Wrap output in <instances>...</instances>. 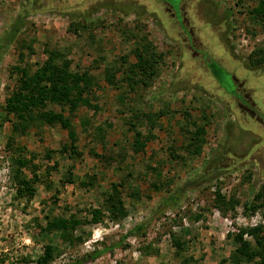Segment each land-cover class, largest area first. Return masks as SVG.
Segmentation results:
<instances>
[{"label": "rangeland", "instance_id": "rangeland-1", "mask_svg": "<svg viewBox=\"0 0 264 264\" xmlns=\"http://www.w3.org/2000/svg\"><path fill=\"white\" fill-rule=\"evenodd\" d=\"M258 1L0 0V35L25 14L0 60V264H36L47 242L56 247L48 264H75L104 246L80 264H254L232 255L233 237L242 227L264 226L263 207L247 210L264 190V122L240 107L229 88L236 91L237 78L264 120V60H248L252 49H264V25L251 13ZM136 24L138 37L144 34L156 46L157 73L147 86H110L103 63L94 64L96 46L103 44L107 61L118 55L135 61L136 42L120 30ZM54 51L58 64L64 55L72 70L99 78L84 91L97 110L48 102L69 118V128L41 121L35 112L18 118L8 102L20 89V69L31 76ZM194 126L203 129L200 140L189 133ZM135 129L151 133L139 152L131 146ZM69 130L79 154L70 150ZM18 157L26 176L38 175L31 197L16 192L17 163L11 160ZM89 178L93 185L81 183ZM120 182L127 215L92 221V208ZM169 192L177 203L159 207ZM48 212L80 219L72 242L59 229L46 230ZM141 221L140 230L128 232Z\"/></svg>", "mask_w": 264, "mask_h": 264}, {"label": "trees", "instance_id": "trees-1", "mask_svg": "<svg viewBox=\"0 0 264 264\" xmlns=\"http://www.w3.org/2000/svg\"><path fill=\"white\" fill-rule=\"evenodd\" d=\"M170 6V5H167ZM171 7V6H170ZM169 7V8H170ZM251 13L256 16L257 19L262 21L264 25V0H259L257 4L252 7ZM25 15V14H24ZM24 15L22 12L13 18L8 26L4 29L3 35H0V60L2 54L7 50L9 45L14 41L18 32L23 26ZM91 20V19H90ZM87 24V23H86ZM86 24H81L80 29L85 28ZM134 25L131 27H123L120 32L122 35L126 36L127 39H132L136 44L131 48L132 51L136 54V60L129 62L128 59L124 57L117 56L111 62L107 61L106 56L102 53L103 44L96 46L98 51V58L94 57V64L97 66L103 63L102 76L103 80L107 84L113 87H121L127 85L130 89H133L137 83L142 82L144 86L149 85L151 79L155 77L158 70V52L156 46L153 42L147 39L146 36L140 35L138 37L137 32L135 31ZM182 31V28H181ZM189 32V31H188ZM90 33V32H89ZM91 35V34H90ZM188 36V35H187ZM92 37V36H91ZM188 39V37H187ZM21 52V51H20ZM52 54V55H51ZM58 55V51L54 53L50 52V55L47 57L46 61L39 65L36 71L31 75H26V69L23 67L20 69V74L22 78L21 86L17 94H13L9 97L8 102L15 105V108L18 110V118H27L31 119L35 112V117L41 121L48 122L50 124L58 122L62 127L69 128L70 120L62 114V112L55 111L52 108L48 107V102L53 104L64 105L69 104V109H75L80 103L88 105L97 110L98 105L94 104L91 106L90 99L88 96L84 95V91L91 90V87L95 86L98 82V76L90 73L86 69H75L72 70L70 67L69 60L64 57H61L62 61H54V58ZM99 60V61H98ZM248 60L250 64L255 65L261 63L264 60V49L254 48L248 54ZM236 83V92L238 96H235V101L240 107L247 110L250 114H257L264 122L261 112L258 110L255 101L252 96L249 94L245 88L239 86L238 79L235 78ZM36 107L37 111H33V107ZM8 110L6 111V113ZM6 115V114H5ZM147 120L154 123V115L145 114ZM159 113H156L155 116H158ZM195 129L189 130V133L192 137L198 136L200 140V133L203 131L202 128L194 126ZM151 133H144L140 129L134 130V137L132 141V148L134 152H139L144 149V146L148 139L151 137ZM69 135L71 137L70 150L74 154H79L76 149L74 139L75 133L73 130H69ZM194 148L196 152L200 149V143ZM193 150V151H194ZM16 162L13 169V180L16 184V192L19 196L27 195L31 197L34 195L36 186L35 181L38 180V175L34 173L33 177H28L21 170V165L25 162L20 157L13 158L11 162ZM67 180H71V172L68 171V176L65 177ZM82 184L93 185V179L89 178L87 181H81ZM120 186V188L118 187ZM118 185L114 184L106 192L104 198L105 201L101 204L102 206L94 207L91 210V220L98 222L107 218L111 221H118L127 215V208L125 206L124 200L121 195V190L123 184L120 182ZM154 187H159V185L154 184ZM263 189V188H262ZM264 190H258L254 194V200H260L258 202H252L247 206V210L254 211L257 208H264ZM222 202V201H220ZM177 203V196L174 195V192H169L165 198L159 202V207L166 205H175ZM216 206L225 212V208L217 202ZM231 207H234V204L231 202ZM106 211V212H105ZM264 214V213H263ZM51 215V216H50ZM46 224L45 228L47 231L53 229H59L62 234H64L65 239H68L69 242H72L71 237L72 229L80 222L79 218H76L74 214H71L67 219L58 217V215H52L50 212L45 214ZM143 226V221L136 223L128 232H132L135 229L140 230ZM264 226L261 224L252 225L250 227H242L240 232L234 235V239L237 242L234 252L232 253L235 256L237 261L241 259L253 260L254 264H264ZM247 233L252 236L253 240L246 239L243 234ZM77 240L80 239V236L76 235ZM174 244L177 248L181 247V240L178 237H174ZM146 248H149L147 246ZM56 247L52 243H45L43 245L42 253H40L36 259V264H48L54 257V252ZM106 247L100 249L94 248L91 252H88L85 256L80 259H75V264H80L82 261L87 259H94L99 254L104 252ZM72 264V262L64 263ZM118 264V263H116Z\"/></svg>", "mask_w": 264, "mask_h": 264}, {"label": "water", "instance_id": "water-1", "mask_svg": "<svg viewBox=\"0 0 264 264\" xmlns=\"http://www.w3.org/2000/svg\"><path fill=\"white\" fill-rule=\"evenodd\" d=\"M220 82V81H219ZM225 88L228 90V86H225ZM233 95L238 96V93L233 88H229Z\"/></svg>", "mask_w": 264, "mask_h": 264}, {"label": "flooded vegetation", "instance_id": "flooded-vegetation-1", "mask_svg": "<svg viewBox=\"0 0 264 264\" xmlns=\"http://www.w3.org/2000/svg\"><path fill=\"white\" fill-rule=\"evenodd\" d=\"M183 24H181V27H182ZM233 97H235V95L232 94Z\"/></svg>", "mask_w": 264, "mask_h": 264}]
</instances>
